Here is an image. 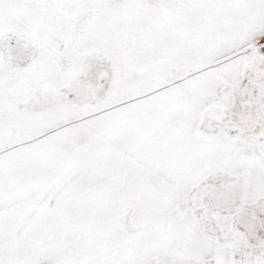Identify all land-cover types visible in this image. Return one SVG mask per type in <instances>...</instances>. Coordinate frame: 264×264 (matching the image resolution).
Returning a JSON list of instances; mask_svg holds the SVG:
<instances>
[{
    "label": "snow or ice",
    "instance_id": "snow-or-ice-1",
    "mask_svg": "<svg viewBox=\"0 0 264 264\" xmlns=\"http://www.w3.org/2000/svg\"><path fill=\"white\" fill-rule=\"evenodd\" d=\"M0 264H264V0H0Z\"/></svg>",
    "mask_w": 264,
    "mask_h": 264
}]
</instances>
